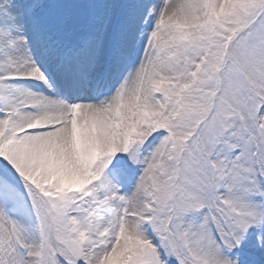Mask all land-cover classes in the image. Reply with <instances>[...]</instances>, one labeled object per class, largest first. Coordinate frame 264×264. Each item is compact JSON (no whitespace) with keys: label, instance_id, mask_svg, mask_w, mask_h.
Returning <instances> with one entry per match:
<instances>
[{"label":"snow or ice","instance_id":"snow-or-ice-1","mask_svg":"<svg viewBox=\"0 0 264 264\" xmlns=\"http://www.w3.org/2000/svg\"><path fill=\"white\" fill-rule=\"evenodd\" d=\"M0 264H264V0H0Z\"/></svg>","mask_w":264,"mask_h":264}]
</instances>
